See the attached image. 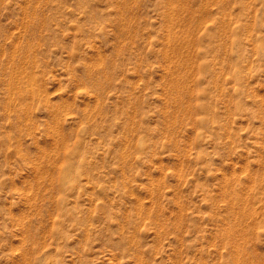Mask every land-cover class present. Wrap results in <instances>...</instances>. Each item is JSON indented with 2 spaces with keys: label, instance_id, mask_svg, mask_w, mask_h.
Here are the masks:
<instances>
[{
  "label": "rangeland",
  "instance_id": "374dc122",
  "mask_svg": "<svg viewBox=\"0 0 264 264\" xmlns=\"http://www.w3.org/2000/svg\"><path fill=\"white\" fill-rule=\"evenodd\" d=\"M0 264H264V0H0Z\"/></svg>",
  "mask_w": 264,
  "mask_h": 264
},
{
  "label": "bare ground",
  "instance_id": "6f19581e",
  "mask_svg": "<svg viewBox=\"0 0 264 264\" xmlns=\"http://www.w3.org/2000/svg\"><path fill=\"white\" fill-rule=\"evenodd\" d=\"M179 63V62H178Z\"/></svg>",
  "mask_w": 264,
  "mask_h": 264
}]
</instances>
